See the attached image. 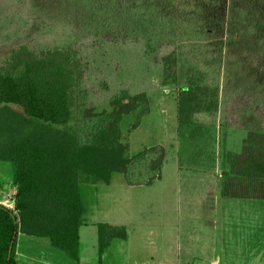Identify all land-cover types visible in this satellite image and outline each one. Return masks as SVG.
<instances>
[{"label": "trees", "instance_id": "trees-1", "mask_svg": "<svg viewBox=\"0 0 264 264\" xmlns=\"http://www.w3.org/2000/svg\"><path fill=\"white\" fill-rule=\"evenodd\" d=\"M24 1L27 14L41 24L53 23L59 37L50 47L34 49L24 43L0 55V161L13 165L16 187L13 208L0 204V264H17L18 233L46 237L78 261L84 213L79 183L109 184L119 173L128 185H148L160 178L165 155L159 144L129 155L122 141L121 119L146 106L144 93L120 89L108 97L107 107L91 106L78 42L88 34L117 35L141 40L146 55L161 46H197L208 36L213 9L227 1L248 23L223 47L220 85L244 82L263 99L264 0ZM169 64L166 58L164 68ZM220 85L177 87L175 119L188 129L190 139L211 126L206 118L220 114ZM233 125L246 135L238 152H226L221 194L264 199V111L249 109ZM96 227L100 259L110 240L124 239L126 231L105 222Z\"/></svg>", "mask_w": 264, "mask_h": 264}, {"label": "rangeland", "instance_id": "rangeland-1", "mask_svg": "<svg viewBox=\"0 0 264 264\" xmlns=\"http://www.w3.org/2000/svg\"><path fill=\"white\" fill-rule=\"evenodd\" d=\"M213 10L207 38L193 47L161 46L146 55L141 40L117 35L88 34L78 42L91 106L107 107L108 97L120 89L147 97L146 106L121 119L128 154L156 144L165 150L160 178L148 185H128L119 173L113 174L109 184L79 183L84 206L80 264H165L174 255L200 256L205 264L213 260L216 264H264V202L216 194L215 181L221 183L228 168L226 152H238L246 135L233 123L249 109L264 111V98L244 82L220 85L223 47L248 20L227 1ZM26 11L24 0H0V55L18 44L40 49L58 40L53 23L41 24L40 18ZM187 83L221 86L219 115L223 119L219 115L206 118L211 126L202 128L193 140L175 119L176 90ZM220 121L232 126H222ZM195 172L210 173L212 179ZM0 184V201L9 204L15 186L10 162L0 161ZM98 222L122 225L126 231L124 239L110 240L100 259Z\"/></svg>", "mask_w": 264, "mask_h": 264}, {"label": "crops", "instance_id": "crops-1", "mask_svg": "<svg viewBox=\"0 0 264 264\" xmlns=\"http://www.w3.org/2000/svg\"><path fill=\"white\" fill-rule=\"evenodd\" d=\"M195 173H197V175L200 176H206V177L209 176L210 179H212V174L210 173H198V172ZM221 185H222V181L220 183V181H218L217 179L215 181L217 196L219 194V196L224 198L225 197L233 198V197L223 196L221 194ZM212 188H214V186ZM15 191H16V187L14 186V196H15ZM0 194H1V189H0ZM14 196L9 204L3 203L2 201H0V204L5 205L9 208H13L11 203H13L14 205ZM256 200H262V202H264V199H256ZM19 234L21 236V234L23 233H18V235ZM27 236L28 237H20L19 239L17 236L16 238L15 260L17 264H80L81 263V256H79L78 261L68 257L64 252L59 251L56 247L52 246L48 239L47 241L45 239H42L45 237H40V236L38 237L31 235H27ZM103 254L104 251L101 255L103 256ZM212 263L216 264V260H213ZM165 264H205V258L200 256H192L184 259L181 258L179 255H174Z\"/></svg>", "mask_w": 264, "mask_h": 264}]
</instances>
